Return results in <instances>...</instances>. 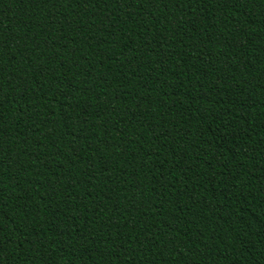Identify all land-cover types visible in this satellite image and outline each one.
<instances>
[{"label": "trees", "instance_id": "obj_1", "mask_svg": "<svg viewBox=\"0 0 264 264\" xmlns=\"http://www.w3.org/2000/svg\"><path fill=\"white\" fill-rule=\"evenodd\" d=\"M0 264H264V0H0Z\"/></svg>", "mask_w": 264, "mask_h": 264}]
</instances>
